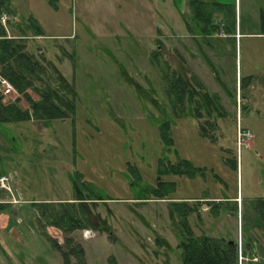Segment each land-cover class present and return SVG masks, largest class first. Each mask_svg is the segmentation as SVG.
I'll return each instance as SVG.
<instances>
[{
    "label": "rangeland",
    "instance_id": "374dc122",
    "mask_svg": "<svg viewBox=\"0 0 264 264\" xmlns=\"http://www.w3.org/2000/svg\"><path fill=\"white\" fill-rule=\"evenodd\" d=\"M191 1L10 0L1 24L41 65L35 88L70 97L57 73L76 108L62 120L0 125V264H64L53 245L67 252L66 238L85 264H183L174 204L193 209L195 236L236 241L240 264H264V0H205L214 34L193 19ZM216 3L235 8L231 33ZM174 73L217 98L218 111L208 115L198 97L179 107ZM16 98L29 109L15 91L3 103ZM89 192L100 200L85 201ZM74 199L106 231L65 235L38 212Z\"/></svg>",
    "mask_w": 264,
    "mask_h": 264
},
{
    "label": "trees",
    "instance_id": "16d2710c",
    "mask_svg": "<svg viewBox=\"0 0 264 264\" xmlns=\"http://www.w3.org/2000/svg\"><path fill=\"white\" fill-rule=\"evenodd\" d=\"M47 1H49L50 4L56 2V0ZM190 4L193 6L195 18L207 26L209 23L205 10L208 5L204 2H196L195 0L191 1ZM223 8H225L223 5H214L215 10L222 12L224 11L221 10ZM222 13L226 18L230 19H228L229 26L227 32L231 33V31L234 30L235 25V8H227V10ZM11 15L10 0H0V76L10 84L17 95L26 100L29 104V109L22 110L19 108V98H16L9 104H4L3 96L0 93V125L29 121L31 116L37 120H45L47 122L66 119L70 114H74L75 111L74 92L67 87L68 85L57 73L58 83L61 84V87L67 91L70 97L64 98L63 96H59L56 92L52 91L49 86L42 88V90L35 88L34 83L39 79L36 72H41L42 68L39 62H36L31 54L25 52V48L19 42L22 40L9 38L7 36L6 30L1 24V20L3 16ZM261 21L264 28V14H261ZM35 30L36 36H40V29L35 28ZM156 56L157 54H154L155 58ZM250 80L251 77L247 78L248 82ZM169 86L176 104H181L183 102L184 94L186 92H189V99L190 101H193L194 91H191L181 77L178 75L176 76L175 73L171 80H169ZM199 87L202 89V85L199 84ZM28 90L36 92L39 99L37 101L32 100L27 92ZM201 100L203 101V105L207 112H211L212 110L215 112L218 111L216 107L217 98L210 96L205 92L201 95ZM218 114L221 115L220 113ZM211 127H213V124H211ZM161 132H163L161 137L164 139L167 146H170L171 139L167 134L169 132V127L167 125L165 129L161 127ZM206 133L205 130H202L200 135L206 136ZM184 165L191 167L187 162H185ZM180 166L181 164L172 166V173L181 174V170L179 169ZM85 188L88 189L87 186ZM89 193H91L89 199H85V201L100 200V197L97 194L94 195L93 192ZM75 201L76 199L70 203L40 204L41 209L39 210L38 208V212L41 213V216L45 217L50 226L58 228L65 235H70L76 230L86 229L87 227L91 230L94 229L95 231L99 229L105 230L101 229L102 227L99 228V224H95L94 226L91 225L89 219L90 215L87 214L84 206H82L83 204H86V202ZM211 203L214 204L215 202ZM3 205L5 204H0V213L5 212L6 210V207ZM257 206L260 208L259 213L264 219V199L258 200ZM172 207V211L180 218L179 225L181 228L179 232L180 241L178 248L181 251L183 264H240L238 243L236 241L207 236H195L187 221V218L191 215L193 209L185 204H174ZM48 241L51 240L48 239ZM72 242L71 238L65 239L64 244H66L67 247L71 246L67 252L60 249L61 247L57 245L56 242L53 247L61 252L64 264H70L69 257L71 256L77 258V264H85L83 249L81 246H73ZM245 248L247 251L249 250L248 245Z\"/></svg>",
    "mask_w": 264,
    "mask_h": 264
},
{
    "label": "flooded vegetation",
    "instance_id": "af4514ba",
    "mask_svg": "<svg viewBox=\"0 0 264 264\" xmlns=\"http://www.w3.org/2000/svg\"><path fill=\"white\" fill-rule=\"evenodd\" d=\"M196 2H204L205 3V0H195ZM207 4V3H206ZM208 5V4H207ZM189 6L191 7V9H192V11H193V19H196L195 18V12H194V9H193V6L189 3ZM214 7V6H213ZM225 8H223V9H221V10H224ZM212 10H215L214 8H212ZM227 10V9H226ZM207 13V12H206ZM207 17H209V19H208V25L206 26L207 28H209L210 30H211V32L214 34L215 32H216V27H215V25L214 24H212L211 22V19H212V15H210V13H207ZM197 20V19H196ZM199 21V20H198ZM199 23L201 24V22L199 21ZM229 26V25H228ZM227 27V26H226ZM228 28V27H227ZM226 32H227V29H226ZM155 58V57H154ZM181 77V79L188 85V87L190 88V90L191 91H194V98L196 97V99H197V97L198 98H200V100H201V95L202 94H204L205 92H203L202 94H200V93H198L195 89H191V87L189 86V82H187V81H185L184 80V78L182 77V76H180ZM61 78L65 81V79H64V77H62L61 76ZM192 79V81L191 82H194L198 87H199V82H197V78L195 77V75H193L192 77H191ZM69 84V83H68ZM193 84V83H192ZM71 85V84H70ZM200 85H202V84H200ZM71 88H72V86H70ZM73 89V88H72ZM199 89H200V87H199ZM202 89H203V86H202ZM74 90V89H73ZM208 94V93H207ZM75 95V94H74ZM184 97H187V99H189L190 98V96H189V92H186L185 94H184ZM194 98H193V101L191 102L190 101V99H189V102L192 104V103H194L195 105H196V101H194ZM75 99H76V95H75ZM183 102L181 103V104H179V107H181V108H183ZM178 105V104H177ZM76 108V107H75ZM212 112V111H211ZM211 112H207V114L209 115ZM197 118L198 119H200L198 116H197ZM207 123V126L209 127V128H212L211 127V124H209V122L207 121L206 122ZM207 127V128H208ZM213 127H214V125H213ZM203 129V128H202ZM205 129V128H204ZM206 130V129H205ZM80 190V192H82L81 191V189H79ZM85 190H87L86 188H85ZM11 193H12V191H11ZM212 202H215V201H212Z\"/></svg>",
    "mask_w": 264,
    "mask_h": 264
},
{
    "label": "built area",
    "instance_id": "2783aa9c",
    "mask_svg": "<svg viewBox=\"0 0 264 264\" xmlns=\"http://www.w3.org/2000/svg\"><path fill=\"white\" fill-rule=\"evenodd\" d=\"M12 92H14V89L10 86V84L6 81V80H4L1 76H0V93H1V95L3 96V97H5V96H7V95H9L10 93H12ZM242 131H241V129L238 127V134H239V136H241L240 135V133H241ZM247 132V133H246ZM244 134H250V132L247 130ZM243 134V135H244ZM3 180H5V178H3ZM2 180V181H3Z\"/></svg>",
    "mask_w": 264,
    "mask_h": 264
},
{
    "label": "crops",
    "instance_id": "0c3cea01",
    "mask_svg": "<svg viewBox=\"0 0 264 264\" xmlns=\"http://www.w3.org/2000/svg\"><path fill=\"white\" fill-rule=\"evenodd\" d=\"M216 4H219V3H216ZM220 5H223V6H225L224 4H220ZM242 37V34H239V38H241ZM250 77H252V76H250ZM238 197V196H237ZM232 198V199H213V200H211V201H215V203H229V202H237L238 201V198Z\"/></svg>",
    "mask_w": 264,
    "mask_h": 264
}]
</instances>
